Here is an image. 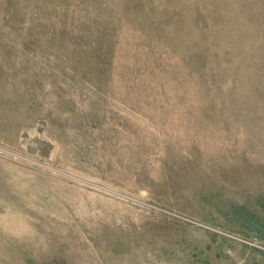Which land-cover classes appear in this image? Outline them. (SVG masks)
Segmentation results:
<instances>
[{"label":"rangeland","instance_id":"1","mask_svg":"<svg viewBox=\"0 0 264 264\" xmlns=\"http://www.w3.org/2000/svg\"><path fill=\"white\" fill-rule=\"evenodd\" d=\"M0 264H264V0H0Z\"/></svg>","mask_w":264,"mask_h":264},{"label":"trees","instance_id":"2","mask_svg":"<svg viewBox=\"0 0 264 264\" xmlns=\"http://www.w3.org/2000/svg\"><path fill=\"white\" fill-rule=\"evenodd\" d=\"M256 228H258L259 230H261L262 229V226L257 224Z\"/></svg>","mask_w":264,"mask_h":264}]
</instances>
